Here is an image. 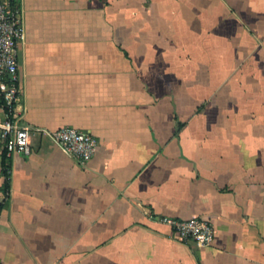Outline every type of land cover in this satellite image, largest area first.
<instances>
[{
  "label": "crops",
  "instance_id": "crops-1",
  "mask_svg": "<svg viewBox=\"0 0 264 264\" xmlns=\"http://www.w3.org/2000/svg\"><path fill=\"white\" fill-rule=\"evenodd\" d=\"M18 1L31 152L6 180L0 139V261L264 264V0ZM65 125L97 138L85 163L49 134Z\"/></svg>",
  "mask_w": 264,
  "mask_h": 264
},
{
  "label": "built area",
  "instance_id": "built-area-1",
  "mask_svg": "<svg viewBox=\"0 0 264 264\" xmlns=\"http://www.w3.org/2000/svg\"><path fill=\"white\" fill-rule=\"evenodd\" d=\"M23 25L18 0H0V106L4 118L0 121V139L6 156L14 151L31 152L30 128L18 122L14 106L21 93L17 53L23 39ZM53 140L78 162L85 163L96 151L98 140L90 132L73 126H60L49 132ZM175 238L210 244L214 230L209 218L192 216L178 218L161 215ZM0 264H4L0 261Z\"/></svg>",
  "mask_w": 264,
  "mask_h": 264
},
{
  "label": "trees",
  "instance_id": "trees-1",
  "mask_svg": "<svg viewBox=\"0 0 264 264\" xmlns=\"http://www.w3.org/2000/svg\"><path fill=\"white\" fill-rule=\"evenodd\" d=\"M2 165H3V174L5 175L7 180L9 174V161H8V157L5 154H3Z\"/></svg>",
  "mask_w": 264,
  "mask_h": 264
}]
</instances>
